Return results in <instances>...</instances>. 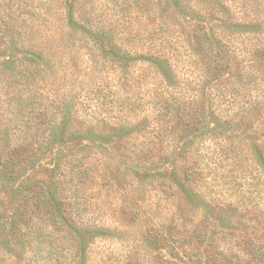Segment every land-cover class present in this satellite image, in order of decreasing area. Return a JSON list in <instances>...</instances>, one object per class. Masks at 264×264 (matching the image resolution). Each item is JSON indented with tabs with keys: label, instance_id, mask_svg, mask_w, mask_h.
I'll return each instance as SVG.
<instances>
[{
	"label": "trees",
	"instance_id": "trees-1",
	"mask_svg": "<svg viewBox=\"0 0 264 264\" xmlns=\"http://www.w3.org/2000/svg\"><path fill=\"white\" fill-rule=\"evenodd\" d=\"M158 4L163 17L161 20L165 15H171L175 24L183 28V37L189 38L184 42L170 37L157 39L160 46L163 40L166 43L163 45L173 47L176 56L184 55L193 60L204 58V62L194 60L196 66L190 64V60L189 65L192 70L200 69L198 81L202 82L205 91L202 89L190 97L177 92L176 65L169 57L161 56L160 53L165 51L160 47L157 55L139 58L158 74L165 84V93L142 119L127 126L113 123V128L124 132L123 137L135 135L144 141L142 156L136 159L135 166L127 168L142 183L138 194L148 191L141 188L143 183L148 182L147 185L152 186V182H161L160 188L152 191L160 199L167 202L178 198L190 205L193 211L201 209L208 213L205 212L203 220L191 231L183 229L186 237L180 233L174 219L168 227L162 223L158 228H150L152 230L142 244L143 253L134 246L122 257L123 264H220L225 261L231 264V258L238 264H264V232L244 233L231 247L219 243L226 236L235 238L240 228L249 226L247 224L264 221V212L258 209L255 215L237 221L225 219L231 217L227 214L223 218L222 213L234 209L233 203L207 201L196 191L202 171L189 165L199 161L206 143L220 146L240 139L242 143L249 142L253 160L260 173L264 174L261 171L264 169V140L263 143L260 141L264 138V21L256 19V14L250 16L244 0L238 3L232 0L230 6L216 0H211L210 4L208 0H158ZM217 6L223 11H219ZM80 27L82 34L94 38L93 42L96 47L100 46V49L97 47L100 51H105V41H109L113 57L119 58L122 49L114 45L113 39H108L109 32ZM7 38L5 31L0 32V58ZM246 39L253 42L240 43ZM104 54L109 57L108 53ZM251 54H255L261 63L251 61ZM123 55L127 58L126 51ZM14 61L0 62V67L5 73L13 72L16 68ZM23 62L27 64L33 80L31 88L36 85L38 75L47 71L48 66H53L46 55L33 47L24 51ZM223 84L236 85V91L243 94L244 103L224 86L221 87ZM65 102L60 101L56 106H37L32 102L27 115H22L25 123L20 126L24 127V142L7 151V155L0 151V186L12 193L10 208L0 201V261L10 264H22L23 261L26 264H88L87 253L95 240L122 236L109 227L98 228L83 217L88 202L85 197L79 199V193L84 195L95 187L104 189L105 186L95 185L96 170L83 162L82 155H66L71 150L65 147V140L73 105L76 104ZM226 105L230 107L229 111L221 109ZM90 126L91 133L84 139L87 143L83 151H90L93 147L107 149L109 143L102 137L103 133H92L96 127ZM128 129L132 131L128 132ZM170 129L174 130L172 135L169 134ZM169 136L174 150L156 153V147L164 144ZM27 151L30 152L28 156ZM41 152L49 156L51 162L41 165L47 177L23 180L22 167L36 166ZM64 184L69 186L68 191L65 190L67 196L64 195ZM197 197H200L201 206L195 205ZM125 210L133 221L137 219L136 210ZM179 211L181 208L175 211V215ZM178 217L185 221L182 227L187 225L188 228V224L192 226L194 222L192 218ZM53 227L54 230L49 231Z\"/></svg>",
	"mask_w": 264,
	"mask_h": 264
},
{
	"label": "rangeland",
	"instance_id": "rangeland-1",
	"mask_svg": "<svg viewBox=\"0 0 264 264\" xmlns=\"http://www.w3.org/2000/svg\"><path fill=\"white\" fill-rule=\"evenodd\" d=\"M208 1L210 4L211 0ZM216 1L226 6L232 5V0ZM244 1L250 16L256 14V19L264 21V0ZM217 8L223 11L219 6ZM161 18L158 0H0V32L5 31L8 37L1 49L3 53L0 62H16L15 70L10 73H5L4 68L0 67V151L7 155V151L24 142V127L20 125H24L22 115H27L32 102L37 106H56L60 101L76 104L73 105L69 133L65 140V147L71 150L66 155H82L83 162L91 164L96 170L95 185L105 186L104 189L95 187L86 192L85 196L79 193V199L85 197L88 202L83 217L98 228L109 227V230L122 234L117 238L95 240L87 253L88 264H123L122 257L134 246L143 253L142 244L147 233L152 230L150 228H158L162 223L168 227L174 219L180 233L186 237L183 229L191 231L208 213L201 209L193 211L190 205L178 198L167 202L160 199L152 191L160 188L161 182H152V186H148V182L143 183L141 188L148 191L138 194L141 182L127 168L135 166L136 159L142 156L141 145L144 141L135 135L123 137L124 132L113 128V123L127 126L142 119L165 93V84L158 74L139 58L142 55H157L160 47L165 51L160 53L161 56L169 57L176 65L177 92L190 97L202 89L205 91L202 82L198 81L200 69L192 70L189 65L190 60V64L196 66L194 60L204 62V58L193 60L184 55L176 56L173 47L163 45L166 44L163 40L160 46L157 39L170 37L174 41L176 38L181 42L189 40L183 37V28L175 24L171 15H165L163 20ZM80 25L95 32L103 29L109 32L108 39H113L114 45L122 49L119 58L113 57L109 41H105L104 46V52L109 57L105 56L99 50L100 46L97 45L99 49L96 47L94 38L82 34ZM243 42L251 44L253 40L240 41ZM29 47L41 51L53 64L38 75L39 79L32 88L30 84L33 80L27 64L21 63L23 53ZM125 51L127 58L123 55ZM250 59L255 60L256 64L261 63L255 54H251ZM222 86L244 103L243 94L240 90L236 91V85ZM206 93L209 91L206 90ZM198 95L201 98V94ZM229 108L228 105L221 107L225 111H229ZM90 125L96 127L92 133H103L102 137L109 143L107 149L93 147L90 151H83L87 143L84 139L91 133ZM173 132L169 130L170 135ZM171 139V136L169 139L167 137V141L156 147L155 152L173 151L175 147ZM263 140L260 139L262 143ZM240 141L235 139L234 142L220 146L206 143L199 161L189 164L202 171L196 191L207 201L233 203L234 209L221 215L223 217L227 214L231 217L225 219L233 221L251 217L258 209L264 212V174L260 173L253 160L251 145L247 144L249 142ZM121 145L123 147L116 150ZM23 146L28 148L25 144ZM48 159L49 156L41 152L36 166L26 165L20 169L22 179L46 178L41 165L51 163ZM261 171L264 169L261 168ZM62 187L65 192L69 186L64 184ZM67 193L64 195L67 196ZM11 196V192L0 186V201L7 208L11 207ZM197 198L195 205L201 206L200 197ZM178 208L181 211L175 215ZM125 209L136 210L137 219L133 221ZM180 215L187 217V220L192 218L195 223L192 226L188 224V228L187 225L182 227L185 221L178 217ZM247 225L240 228L235 238L221 237L223 242L219 243L231 247L244 233L264 232V221ZM231 259V264H238L234 258ZM0 264L10 263L0 261ZM22 264L26 263L23 261ZM220 264L230 263L225 261Z\"/></svg>",
	"mask_w": 264,
	"mask_h": 264
}]
</instances>
